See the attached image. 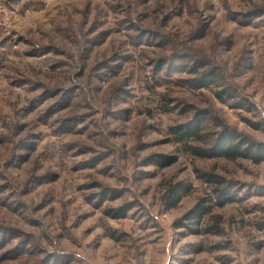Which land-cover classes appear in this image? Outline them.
Masks as SVG:
<instances>
[{
	"label": "rangeland",
	"instance_id": "obj_1",
	"mask_svg": "<svg viewBox=\"0 0 264 264\" xmlns=\"http://www.w3.org/2000/svg\"><path fill=\"white\" fill-rule=\"evenodd\" d=\"M224 130L264 144V0H0V264H264Z\"/></svg>",
	"mask_w": 264,
	"mask_h": 264
},
{
	"label": "trees",
	"instance_id": "obj_2",
	"mask_svg": "<svg viewBox=\"0 0 264 264\" xmlns=\"http://www.w3.org/2000/svg\"><path fill=\"white\" fill-rule=\"evenodd\" d=\"M177 135L179 136L178 138L180 140H184L187 137L194 136L197 133V128L195 129H188L181 131V129L177 128L176 131ZM235 136L224 130L220 136H219V143L217 147L214 149L213 154L216 156H225L228 158H234L237 156H242V157H251L255 161H260L264 159V144H256L252 143L247 145V147H243L244 142L241 143H235ZM255 144V145H253ZM196 153L199 154L200 156H208L210 153L204 150L203 148H198L196 149ZM160 158L156 159L155 162L161 163L164 162L165 159L161 156ZM157 158V156H156ZM181 190V184H177L173 187L170 188L169 192L166 195V198H175L176 195L179 193ZM178 200V197L176 198ZM174 203V202H173ZM208 209L206 207H203L202 205H198L189 215V219H200L202 218L205 214L208 213ZM197 221L195 222H199Z\"/></svg>",
	"mask_w": 264,
	"mask_h": 264
}]
</instances>
